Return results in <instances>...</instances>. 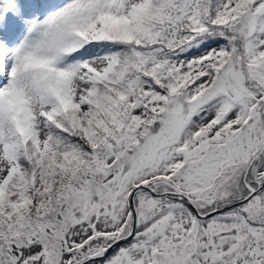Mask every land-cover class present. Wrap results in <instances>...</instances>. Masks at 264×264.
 <instances>
[{
	"label": "snow or ice",
	"instance_id": "obj_1",
	"mask_svg": "<svg viewBox=\"0 0 264 264\" xmlns=\"http://www.w3.org/2000/svg\"><path fill=\"white\" fill-rule=\"evenodd\" d=\"M0 264H264V0H0Z\"/></svg>",
	"mask_w": 264,
	"mask_h": 264
}]
</instances>
